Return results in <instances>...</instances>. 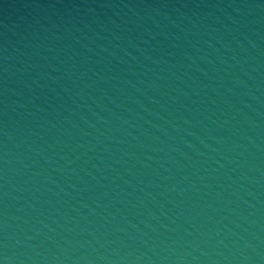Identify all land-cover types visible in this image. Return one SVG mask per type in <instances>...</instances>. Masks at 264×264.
Wrapping results in <instances>:
<instances>
[{
  "label": "water",
  "instance_id": "water-1",
  "mask_svg": "<svg viewBox=\"0 0 264 264\" xmlns=\"http://www.w3.org/2000/svg\"><path fill=\"white\" fill-rule=\"evenodd\" d=\"M0 264H264V0H0Z\"/></svg>",
  "mask_w": 264,
  "mask_h": 264
}]
</instances>
